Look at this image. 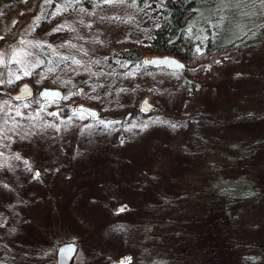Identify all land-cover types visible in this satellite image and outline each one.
Instances as JSON below:
<instances>
[{"label":"rangeland","instance_id":"1","mask_svg":"<svg viewBox=\"0 0 264 264\" xmlns=\"http://www.w3.org/2000/svg\"><path fill=\"white\" fill-rule=\"evenodd\" d=\"M234 1L226 2L230 11H241ZM131 4L0 0V51L5 54L0 64V264H56L57 247L65 242L79 246L73 264H122L127 254L133 258L128 264H142L145 256L130 225L139 222L138 209L154 201L156 189L149 190L140 172L156 163L164 170L160 158L174 152L171 145L192 146L197 135L231 142L264 131L259 123L230 125L234 114H264V107L258 106L264 94V44L216 60L195 92L187 91L179 72L164 68L129 76L119 70L113 81L104 80L117 86L106 98V83L88 88L91 77L74 60L104 65L108 48L147 42L153 36V9ZM261 13L264 16V0L250 6L246 16ZM43 50L61 51L60 65H44ZM14 51H22L19 63L9 60ZM131 76L137 88L124 80ZM25 82L37 96L16 102L11 94ZM44 87L62 89L64 99L42 100L38 93ZM116 93L120 103L114 101ZM146 96L155 108L147 113L140 109ZM79 103L98 108L99 119L77 113ZM130 111L134 115L124 122ZM212 118L225 125L224 133L212 127ZM170 158L176 164V157ZM206 159L212 160L209 153ZM191 165L196 168L174 166V177L182 178V173L186 179L205 164L194 160Z\"/></svg>","mask_w":264,"mask_h":264},{"label":"trees","instance_id":"2","mask_svg":"<svg viewBox=\"0 0 264 264\" xmlns=\"http://www.w3.org/2000/svg\"><path fill=\"white\" fill-rule=\"evenodd\" d=\"M89 1L84 0L85 4ZM127 1L136 9H153L157 18L153 36L147 42L108 48V63L104 65L77 58L81 69L91 77L88 88H99L105 79L113 81L119 70L129 76L153 68L145 65V56L172 55L186 63L188 69L179 73L187 91L195 92L210 76V66L216 60L259 50L264 44L263 13L246 16L249 7L261 0H236L234 6L241 7L236 12L230 11L227 0ZM62 55L59 50H43V64L60 65ZM134 79L124 78L131 88H137ZM125 86L128 90L129 85ZM113 87L116 84L106 83L103 98ZM117 94L114 101L120 103ZM258 106L264 107V94ZM263 115L256 111L234 114L230 125L259 123L264 127ZM208 122L224 133L225 125L214 118ZM195 139L192 146L184 144L185 148L171 145L174 152L160 158L164 170H159L156 163L151 170L140 172L149 190L156 189L152 190L154 201L138 209L142 211L139 222L130 225L138 250L145 256L142 264H264V131H256L247 141L223 142L200 135ZM207 153L212 160L206 159ZM171 156L176 157V164L170 161ZM194 160L205 165L188 174L187 180L182 173V178L174 177V166L194 170ZM168 183L173 190H168ZM185 185L188 187H182Z\"/></svg>","mask_w":264,"mask_h":264},{"label":"water","instance_id":"3","mask_svg":"<svg viewBox=\"0 0 264 264\" xmlns=\"http://www.w3.org/2000/svg\"><path fill=\"white\" fill-rule=\"evenodd\" d=\"M145 65L153 68H164L174 72H181L187 70V65L181 59L172 56V55H164V56H145L144 57ZM34 87L32 84L25 82L21 84L18 88L17 92L11 94L12 98L16 102L28 101L37 96L34 92ZM38 96L42 100H55L61 101L64 99V92L60 88H52V87H44L42 88ZM154 108L151 105V101L149 97H144L140 104V109L144 112H150ZM75 110L77 113L84 114L87 118L91 120L99 119L101 115V111L98 108L92 107L90 105L79 103ZM134 115L133 111L128 112L124 121L127 122ZM79 246L75 242H65L57 247L56 251V264H73V260L78 253ZM132 261V256L127 254L121 258L122 264H128Z\"/></svg>","mask_w":264,"mask_h":264},{"label":"snow or ice","instance_id":"4","mask_svg":"<svg viewBox=\"0 0 264 264\" xmlns=\"http://www.w3.org/2000/svg\"><path fill=\"white\" fill-rule=\"evenodd\" d=\"M69 2H71V0H69ZM105 2H108V0H105ZM62 27H64V26H62ZM67 27H70V25H68ZM57 30H60V29H57ZM0 39H3V37H0ZM19 43L24 44L25 41L20 40ZM198 51H199V49H198ZM21 55H22V51H14L13 54L9 57V60L19 63L20 62L19 57H21ZM4 58H5V54L2 51H0V64L4 63ZM73 63L78 64L79 61L74 60ZM49 71H52V69H49ZM29 74L30 73L27 71L24 72V75H29ZM19 78H20L19 76L16 77V79H19ZM16 158L19 159L18 156ZM36 175H39V173H37Z\"/></svg>","mask_w":264,"mask_h":264},{"label":"flooded vegetation","instance_id":"5","mask_svg":"<svg viewBox=\"0 0 264 264\" xmlns=\"http://www.w3.org/2000/svg\"><path fill=\"white\" fill-rule=\"evenodd\" d=\"M17 91H18V90H17ZM17 91H16V92H17ZM154 109H155V108H154ZM124 117H125V116H124ZM123 119H124V118H123ZM124 122H125V121H124Z\"/></svg>","mask_w":264,"mask_h":264}]
</instances>
